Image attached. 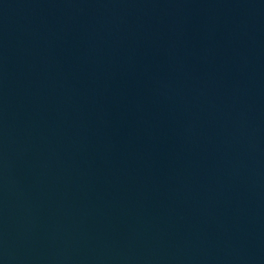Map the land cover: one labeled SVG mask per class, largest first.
<instances>
[{
  "label": "water",
  "instance_id": "obj_1",
  "mask_svg": "<svg viewBox=\"0 0 264 264\" xmlns=\"http://www.w3.org/2000/svg\"><path fill=\"white\" fill-rule=\"evenodd\" d=\"M0 264H264V0H0Z\"/></svg>",
  "mask_w": 264,
  "mask_h": 264
}]
</instances>
